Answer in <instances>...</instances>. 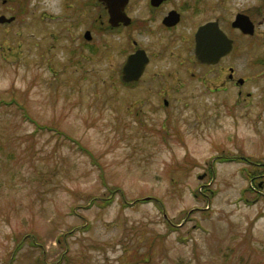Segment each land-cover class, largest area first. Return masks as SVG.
Wrapping results in <instances>:
<instances>
[{
	"label": "rangeland",
	"instance_id": "rangeland-1",
	"mask_svg": "<svg viewBox=\"0 0 264 264\" xmlns=\"http://www.w3.org/2000/svg\"><path fill=\"white\" fill-rule=\"evenodd\" d=\"M90 1L88 43L36 24L60 0L0 26V264H264V76L231 108L190 78L130 89Z\"/></svg>",
	"mask_w": 264,
	"mask_h": 264
},
{
	"label": "flooded vegetation",
	"instance_id": "flooded-vegetation-1",
	"mask_svg": "<svg viewBox=\"0 0 264 264\" xmlns=\"http://www.w3.org/2000/svg\"><path fill=\"white\" fill-rule=\"evenodd\" d=\"M87 1L60 0L59 14L41 10L36 24L62 19V36L70 39L76 31V39L91 42L95 35L93 28H86ZM19 2L23 0H0V26L20 19L22 11H11ZM32 4L21 8L35 12L39 0ZM90 4L95 8L94 27L126 42L121 46V62L112 66L121 80L131 57L139 66L144 64L138 79L122 80L130 89L145 76L167 75L178 76V87L173 88L181 92L190 78L197 93L226 94L218 104L231 108L239 106L240 100L230 102L227 96L238 98L247 85L264 76V0H91ZM154 62L161 66L150 68ZM163 102L170 104L167 98Z\"/></svg>",
	"mask_w": 264,
	"mask_h": 264
},
{
	"label": "water",
	"instance_id": "water-1",
	"mask_svg": "<svg viewBox=\"0 0 264 264\" xmlns=\"http://www.w3.org/2000/svg\"><path fill=\"white\" fill-rule=\"evenodd\" d=\"M88 37H90L89 33H88ZM143 67L144 64H142V66H139V64L135 62L131 57L128 63L124 67V76H123L124 80L129 81L132 79H138L141 74V71L144 69Z\"/></svg>",
	"mask_w": 264,
	"mask_h": 264
}]
</instances>
